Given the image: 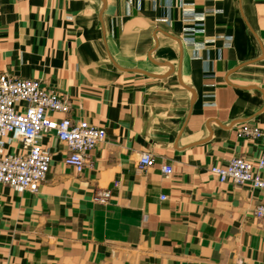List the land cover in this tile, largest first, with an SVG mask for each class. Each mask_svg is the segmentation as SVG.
<instances>
[{"label":"crops","instance_id":"obj_1","mask_svg":"<svg viewBox=\"0 0 264 264\" xmlns=\"http://www.w3.org/2000/svg\"><path fill=\"white\" fill-rule=\"evenodd\" d=\"M1 74L40 79L106 138L77 174L46 134L38 191L0 184V264H264V190L210 172L260 155L238 133L264 128V0H0Z\"/></svg>","mask_w":264,"mask_h":264},{"label":"built area","instance_id":"obj_2","mask_svg":"<svg viewBox=\"0 0 264 264\" xmlns=\"http://www.w3.org/2000/svg\"><path fill=\"white\" fill-rule=\"evenodd\" d=\"M182 18L187 22L202 20L201 16L188 10L183 11ZM199 29L186 31L190 34L183 38L186 44L195 45L191 35ZM197 49L193 48L194 54ZM69 109L67 100L46 88L40 79L0 75V184L17 186L31 193L38 191L51 164L50 151L42 148L40 142L46 134H53L66 145L68 153L64 163L74 168L77 174L88 163L90 165L89 153L104 141L105 129L87 120L72 118ZM238 136L257 141L261 146L260 155L256 159L232 156L223 165H212L210 172L220 183L248 184L264 190V128L247 122L241 125ZM153 164L154 156L150 151L139 153L138 170L145 171ZM162 172L169 176L171 166L165 164ZM110 196L109 188H99L92 200L105 205ZM253 214L262 217L264 205H258Z\"/></svg>","mask_w":264,"mask_h":264},{"label":"rangeland","instance_id":"obj_3","mask_svg":"<svg viewBox=\"0 0 264 264\" xmlns=\"http://www.w3.org/2000/svg\"><path fill=\"white\" fill-rule=\"evenodd\" d=\"M187 36H183V38H186ZM192 37V39H193V41H195V36L193 37V36H191Z\"/></svg>","mask_w":264,"mask_h":264}]
</instances>
